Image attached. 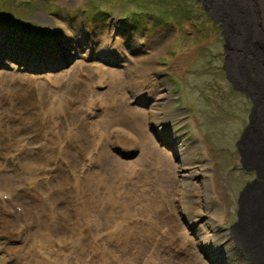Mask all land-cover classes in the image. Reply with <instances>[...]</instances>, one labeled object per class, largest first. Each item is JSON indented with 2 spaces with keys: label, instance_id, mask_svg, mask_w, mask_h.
Segmentation results:
<instances>
[{
  "label": "rangeland",
  "instance_id": "374dc122",
  "mask_svg": "<svg viewBox=\"0 0 264 264\" xmlns=\"http://www.w3.org/2000/svg\"><path fill=\"white\" fill-rule=\"evenodd\" d=\"M246 1L250 5L248 8L260 17L256 21H261L264 31V0ZM155 52L157 55L152 58ZM134 55L140 58L139 63L131 62ZM223 66L219 33L205 13L203 0H0V180L17 190L11 194L12 201L8 204L17 203L25 212H38L41 190L51 191L44 187L46 183H41L48 175L42 171H46L44 166H50L49 161L56 159L59 167L54 173L56 181L52 180L53 176L47 177L46 180L51 178L47 184L51 187L59 185L55 187L57 190L64 185L65 190L54 193L52 189L51 197H46V200L55 198L57 201L56 211L52 209L55 218L51 220L42 209L40 215H46V221L60 226L66 221L64 212L72 209L73 192L80 201L81 194L87 196L86 183L95 186L101 182L104 173L107 179L111 178L114 160L129 162L139 156H134L135 151L131 152L130 159L129 155L123 154L128 148L126 140L117 137L111 140L114 147L117 142L123 147V151L121 147L117 148L123 155L108 148L110 138L105 144L98 145L100 139H95L96 127L101 119H93L91 128L82 125L78 129L82 124L78 119L86 104L88 88H93L96 82L101 83L103 76H107L102 68L122 77L121 90L113 87L114 79L112 82L108 76L109 81L106 79L104 87L100 88L107 89L109 85L110 90H116L113 95L120 98L122 93L126 95V100L119 98L117 101L118 105L123 104L121 110L128 107L139 111L143 117L155 103L158 93L164 94L167 103L161 108L163 121L155 122L168 129L167 136H171L172 141L155 134L156 126L150 120H144L158 149L168 154L176 175L163 183L162 170L157 177L149 173L139 174L136 179L123 177L119 184L120 190L128 187L131 180L140 184L147 180L154 184L150 189L155 194L164 192H159L156 200L154 196L146 200L145 204L156 212L143 208L140 211L143 221L137 223L134 231L140 234V247L135 249L129 239L126 249L142 250L146 255L138 260L139 263L131 259L130 264H252L240 249V231L237 229L236 235L235 226L241 193L256 179V174L242 167L236 143L252 113V130L256 125L254 132L257 131L258 139L264 142V115L260 116V106L254 102L259 99L260 92L248 86L247 76L239 68L228 65L226 75ZM117 103L115 107L108 104L105 110L116 109ZM101 109L102 106L99 111ZM254 113L260 117L257 114V123ZM39 115L49 119L45 128ZM58 120L62 131L58 133L61 139L57 151L75 141L63 157L54 152V130L59 131L54 125ZM198 142L202 143L203 149ZM95 144L99 156L93 158L88 152ZM104 145L110 153L102 151ZM111 150L119 158L112 157ZM83 153H88L87 159L92 165L95 160L100 166L81 181L86 165L78 167L77 164L71 172L73 191H70V169L66 163L71 158L78 162V156L82 157ZM49 155L53 158L49 159ZM114 169L115 166L112 171ZM156 178L161 184L158 189ZM32 181L39 183L32 186ZM1 186L11 190L1 184L0 191L3 190ZM108 194L109 198L105 200L103 194L99 195L106 206L96 211L99 214L96 220L91 218L95 224L111 223L116 218L117 222H122L129 214L118 207L112 210V206L124 205V196L117 199L112 197V192ZM93 199L99 200L90 196L88 203L92 204ZM83 202L87 205L86 198ZM79 207L83 209V204ZM216 209L220 210L218 215ZM74 213L57 241L64 240L63 232L70 228ZM13 219L16 221L17 217L13 215ZM36 221L34 235L43 239L49 250L41 257L40 264H63V259L59 261V257L50 256L53 249L49 246L56 240L49 239L41 222L38 226V217ZM5 222L6 217L1 213L0 264L14 260L18 263L17 253L29 243L28 226L23 238L14 240L5 232ZM113 224L112 220L110 225ZM13 228L11 233H17ZM9 229L10 225L7 231ZM183 234L187 236L186 241L182 240L185 239ZM108 239L107 247L113 241L124 243L126 235L115 229ZM95 242H99L97 235ZM92 246L91 243L86 245L84 252ZM106 246L101 244L104 249ZM121 247L114 244V254H123ZM118 256L120 260H116ZM93 257L97 260L86 264H111L100 251ZM123 257L112 255V264H127L126 261L122 263ZM38 258L36 254L32 260ZM77 264L82 263L78 261Z\"/></svg>",
  "mask_w": 264,
  "mask_h": 264
},
{
  "label": "bare ground",
  "instance_id": "6f19581e",
  "mask_svg": "<svg viewBox=\"0 0 264 264\" xmlns=\"http://www.w3.org/2000/svg\"><path fill=\"white\" fill-rule=\"evenodd\" d=\"M156 55H157V52H155L152 55L153 56L152 58H155ZM130 60H131V62L133 61L135 63L140 62V58L139 57L137 58V55L132 56L130 58ZM141 60H143V59H141ZM101 71L103 72L104 75L108 76V79L111 78L112 82L114 79V86L113 87H115V89L116 88L119 90L122 89V86H121L122 81L120 79L122 77H120V75L118 76L117 73L108 71L106 69L102 70V68H101ZM107 76H105V77L103 76L101 83L96 82L93 88H91V87L88 88V91L86 93L87 98H85L86 100L84 102V104L85 103L86 104L84 105L83 109L81 110L82 114H81L80 118L78 119V122L82 123V124H80L78 129L82 125H85L86 127L91 128L96 119H97V121H99V119H101L100 125L96 127L97 137L95 139L96 140L100 139V142H97L98 145L105 144V142H107L108 139L110 138L109 142H108V148L116 150L117 152L116 151L115 152L118 153L119 155H123V154L129 155V159H130V157H132L131 152L135 151L134 156L137 157L138 154H139V156L137 158H135L134 160L129 161V162H121L118 159L114 160L111 167L113 168L115 166V169L112 171V168H111V172H113V175L111 176V178L107 179L105 177V173H104L103 177L101 178L102 179L101 182L96 184L95 186H91V185L86 183V185L88 186V189L86 191L87 196L84 194H81L80 198H79L80 201L76 200V198H77L76 194L73 192L74 203H73V199L71 198V196H69L72 199V205H71L72 209H71V211L67 210V212H64L65 216H66V221L59 226V225H53L51 222V220H53V218H55L54 216H52V209H54L56 211L57 206H58L57 201L55 200V198L53 200L52 199L46 200V197L47 196L51 197L52 189H53L54 193L55 192L61 193L62 191L65 190L64 189L65 186L63 185V186H61V188L58 187L59 190H57V188L55 189V187H57L59 185L54 186L51 184L53 186V187H51L50 185L47 184L49 182V180H51V178L47 179V180H46V178L53 176L52 180L54 181L55 180L54 173L57 172V170L59 169L58 164H57V160L52 159L53 157L49 155V157H50L49 159H52L48 163L50 166H48V165L44 166L46 171L44 169L42 171V172H45V174L48 173V175L44 178V182L41 181V183L42 184L46 183V185L44 187L46 189L47 188L51 189V191L47 192V191L41 190L42 195L40 196V199H39V206L40 207L37 204L38 212L33 213V212H27L26 211L25 212V218H22V217H20V214H18L8 203H6L0 199V212L3 215H5V217H6V222L3 223V225L5 227V229H4L5 232L14 240L23 238V234L25 232L24 229L27 226H28V228H26V231L29 232V234H28L29 243H25L23 249H20L21 252L17 253L16 258L18 260V263L15 262V260H14L13 262H9V264H24V263L25 264H40L41 257L45 254V252L49 251L47 249V246L45 245L44 240L40 239V238H36L35 237L36 235H34L35 229L37 227L36 217H38V226H39V222H41V225L43 227L42 229L46 231V234L49 233L48 234L49 239L56 240L55 244H53L52 246H49V248L53 249L52 254L50 256L59 257V261H61V259H63V264H77L78 261H80L82 264L91 263L92 261L97 260V258L93 257V254L96 251H100L102 253V255L107 256L108 261L111 264L113 262L112 258H111L112 255L124 256L122 263H124L126 261L127 264H130V261H132L131 259L138 262V260L143 259L142 257H144L146 255V253H144L142 250H140V251H138V250L137 251L136 250L135 251H128L126 249V247L129 245V243L127 241L129 239H131L132 244L134 245V247H136L135 249H138L140 247V234L134 232L135 228L138 226L137 223L140 224L143 221L142 213L140 215V211L143 208L146 211L152 210V211L156 212V210L151 209L152 207L150 208V206L145 204L147 202L146 200L147 199L149 200L153 196L156 200L159 198V192H161V193H164V192L161 190L155 194L150 189L151 187H154V184L152 185L147 180H146L145 184H143V183L140 184V182L137 183V181L131 180V181H129V186L133 185L134 186L133 188H128L129 187L128 186V187H125L124 189L121 188L120 190H119V184H120V180L123 177H125V178H129V177L131 178L132 177L133 179H136L138 176H140L139 174L144 175V173H149L150 176H155V174H156V177H157V174L159 175L162 170H164V173H162L164 175H160V178L162 179L163 183H164V180L166 182V180L172 179V177L176 175V172L174 171L175 167L173 166L171 160L169 159L168 154H165V153H163V151H160V149H158L156 143L154 142V140L152 138V134L149 133V130L147 127V122L144 120V119H147L148 121L150 120V123L152 125L156 126L155 129L157 131L155 132V134H161L163 138L164 137L167 138V141H172V140H170L171 136H169V137L167 136L168 129L166 130V127L163 128L162 125L158 126V124H156V122H155L158 120L161 122L163 121L162 114H161V108L164 107L167 103L164 102V94L158 93L156 95L155 103L153 104L151 109H149L147 112L143 113L144 114L143 117L139 111L130 109L128 107L125 110L124 109L121 110L120 105H123V104L118 105L117 101L120 99H122V101H123V99L126 100L127 99L126 95L124 93H122L121 94L122 98H120L116 95H113L112 93L115 92L116 90L115 91H114V89L110 90L111 87L109 85H108L107 89H100L101 87L102 88L104 87V84L106 83V79H107L106 77ZM87 81H89V80H87ZM96 90L102 91V92H97ZM0 99H1V97H0ZM116 103H117L116 109L105 110V107L108 104L111 105L112 107H115ZM121 103H123V102H121ZM101 106H102V109H101V111H99ZM104 111H105V113H103ZM102 113L104 115H101ZM6 114H8V113H6ZM98 117H100V118H98ZM39 119L42 122L43 128H45L46 124L48 125V123H49L48 117L46 115H39ZM93 119H94V121H93ZM59 120H58V122H56L59 125L53 124L54 126H58V127H56V129L59 130V131L54 130V134H55L54 152L59 157H63L64 155H62V154L64 152H66L65 150L66 149L68 150L69 147L71 146L70 144H74L75 141L66 145L65 147H62L63 150H58L60 152V153H58L57 147L59 146V144H60L59 140L61 139L60 135L58 133H60V131H62L61 124L59 123ZM60 121H62V120H60ZM68 121H69V119H68ZM118 122H121L122 124H119ZM78 129H77V131H78ZM119 130H120V132H118ZM69 133H71V131H69ZM87 133H88V136L90 137L91 136L90 132H87ZM88 136H86V138H88ZM112 137H115V138L117 137L119 139L126 140L128 148L124 149L125 151L123 152V154L117 149V148L121 147L118 145V142H117L115 147L113 146V143L111 140ZM123 143L125 144V142H123ZM136 143L138 146H136ZM97 144L94 145L91 152H88L90 157H91V155L93 158H96L99 156V148L97 147ZM197 144L200 147V149H203L202 143L198 142ZM121 148L123 151V147H121ZM87 150L88 149H86V151ZM102 151H104L105 153H110L109 152L110 150L107 149L106 145H104V148ZM50 152H52V151L50 150ZM88 153H83L82 157L78 156V158H79L78 162L75 159L71 158V160H69V162L66 163L70 169V181H69V187H68V189H70V191H73L71 188V185L73 183L71 175H73V174H71V172L73 171L74 168H76L77 164H78V167H80L81 165H86V170H85L86 172H85L84 176L80 179L81 181L88 178V176L91 175L94 172V170L100 166L98 163H96L95 160H93L94 165H92V162L88 161V159H87ZM111 153H112V157L119 158L118 156L113 155L114 154L113 150H111ZM83 158L86 160L84 161ZM95 163H96V166H95ZM88 164H89V166H88ZM103 164L104 163L102 162L101 166H103ZM0 181L2 182V183H0V185L3 184V186L5 188L11 189V190L4 189L1 186L3 189L1 191H3V192L6 191L7 194H9L10 198H12L11 194L14 192H17V190H15L16 187L14 188V187L8 186L2 180H0ZM38 183L39 182H37V181H34V182L32 181L30 184L32 186H35ZM155 183H156V185H158L155 187L157 189L160 188L159 187L160 182H159L158 178L155 179ZM145 185L149 186V187L145 188L144 187ZM140 188H141V190L138 191V189H140ZM108 192H112V197L114 196L117 199L121 196H124L123 197L124 199L121 197L123 199V200L122 199L121 200H122V202H124V205H118V206L116 205L114 207L112 206V210H113V208L118 207V209L123 210V213H129V214H127L126 219L124 218L125 220H123L122 222H117L116 221L117 218L112 219L114 221L113 225H110V224H112V220H111V223H107V224H100V223L95 224L91 218L96 220L99 216V214H96V211L97 210L101 211V209H104V207L106 206L105 205L106 203L101 201L99 195L103 194L102 199L105 200V199L109 198ZM90 196H93L96 198L98 197L99 200L93 199L94 200L93 203L89 204L88 199ZM85 198L87 200V205H85V203L83 202V201H85ZM76 201H77V203H76ZM81 203L83 204V209H81L79 207V205ZM136 207H139V208H136ZM5 210L9 211L10 213H7ZM40 210L43 213H45L46 215H48L51 220L46 221V219H45L46 215H45V217H42L40 215V213H41ZM72 212H75L74 218L72 220V224H71L70 228H66L64 230L63 234H64L65 238L63 241L59 242V241H57L58 240L57 236L61 234L63 227L66 226L68 223H70L69 221L72 218ZM101 213H103V212H101ZM215 213L218 215L220 213V210L216 209ZM113 214H114V212H113ZM13 215L17 217L16 221L13 219ZM54 215H57V213L54 212ZM100 215H102V214H100ZM104 215H106V214H104ZM103 218H105V217H103ZM245 219H246V222H244V225L243 226L240 225L239 227H237L238 231H240L241 240L239 241V243L241 245L247 243L246 237L249 236L250 229H254V230L256 229V225L251 222L252 217L250 215L247 216ZM98 222H100V221H98ZM119 223L122 225L118 226L117 224H119ZM9 225H10V229L7 231ZM30 225L32 226L31 228H29ZM13 227H15L17 230V233H15V234L11 233V231L14 229ZM55 228L58 230L55 231ZM115 229H118L119 233H124L126 235V240L124 243H123V241H119L116 243H115V241H113L108 246V247H111V249H109L106 246L107 244H109L108 243L109 242L108 237L111 234V232ZM241 230L244 231V233H241ZM9 232H10V234H9ZM116 234H118V233H116ZM95 235H97L99 237L98 243L95 242ZM183 235H185V239H182V240L186 241L187 236H186V234H183ZM188 239L190 240V238H188ZM241 241H243V243ZM90 243L96 247L92 246L91 250L84 252V247L86 245H90ZM101 244L106 246L107 248L105 247L106 249H104V247H101ZM114 244H116L118 246H122L121 248H124L123 254L120 252H115L116 254H114V251L112 250V247ZM184 245H185V243L183 242L182 246H184ZM97 246H99V248ZM206 246L207 245L205 244V247ZM56 247H59V248L57 250H55ZM25 248H27V250H24ZM118 249H120V248H118ZM55 251H59V252L54 255ZM84 253H85V255H84ZM216 253H217V251H216ZM36 254L38 255L39 258H38V260L35 259L33 261L32 259L34 258V256ZM218 254H219V252L217 253V255ZM19 257H21V258H19ZM97 257H98V255H97ZM116 258H117L116 260H120L121 257L119 258V256H118ZM131 264H133V263H131Z\"/></svg>",
  "mask_w": 264,
  "mask_h": 264
},
{
  "label": "flooded vegetation",
  "instance_id": "af4514ba",
  "mask_svg": "<svg viewBox=\"0 0 264 264\" xmlns=\"http://www.w3.org/2000/svg\"><path fill=\"white\" fill-rule=\"evenodd\" d=\"M203 5L206 15L219 33L225 74L228 73L225 68L228 65L239 68L247 76L248 86L255 92H260L259 99L254 102L260 106L259 114L263 116L264 31L261 21H256L260 17L248 8L250 5L246 0H203ZM256 116L254 113L255 123L258 119Z\"/></svg>",
  "mask_w": 264,
  "mask_h": 264
},
{
  "label": "water",
  "instance_id": "95a60500",
  "mask_svg": "<svg viewBox=\"0 0 264 264\" xmlns=\"http://www.w3.org/2000/svg\"><path fill=\"white\" fill-rule=\"evenodd\" d=\"M252 121V116L250 117ZM241 155V164L247 171L255 170L256 179L247 184L239 199L237 227L251 216L256 229H250L247 243L239 244L241 251L252 264H264V142L260 141L257 132L249 124L237 143ZM243 243V241H241Z\"/></svg>",
  "mask_w": 264,
  "mask_h": 264
},
{
  "label": "trees",
  "instance_id": "16d2710c",
  "mask_svg": "<svg viewBox=\"0 0 264 264\" xmlns=\"http://www.w3.org/2000/svg\"><path fill=\"white\" fill-rule=\"evenodd\" d=\"M21 23V22H20ZM25 23V22H24ZM32 26L34 25V24H31Z\"/></svg>",
  "mask_w": 264,
  "mask_h": 264
}]
</instances>
